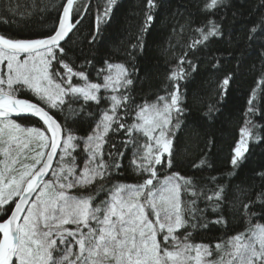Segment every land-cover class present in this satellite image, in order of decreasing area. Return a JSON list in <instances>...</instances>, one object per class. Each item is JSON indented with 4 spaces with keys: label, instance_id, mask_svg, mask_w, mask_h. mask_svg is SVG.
<instances>
[{
    "label": "snow or ice",
    "instance_id": "1",
    "mask_svg": "<svg viewBox=\"0 0 264 264\" xmlns=\"http://www.w3.org/2000/svg\"><path fill=\"white\" fill-rule=\"evenodd\" d=\"M75 2L65 0L58 26L42 37L18 39L0 34V210L14 204L10 215L0 220V264H264V225L215 244L217 259H209L213 256L211 246L192 243L190 232L177 235L180 229L197 226L190 221L196 219L195 206L201 196L213 202L214 211L224 199L222 187L208 194L199 190L191 177L158 171V166L173 167L171 135L179 127L178 120L173 124V113L178 117L184 111L180 86L175 84L173 91L156 103L138 106L130 125L121 122L117 113L127 108L129 100L122 90L133 82L128 68L105 61L96 73L99 80L93 82L84 70L67 62L62 42L67 43L79 22L72 19ZM113 2L108 0L103 16H97V32ZM220 2L206 0L204 7L212 12ZM148 3L151 7L153 0ZM198 32L199 39L191 47L222 35L212 20ZM54 63L60 71L53 68ZM179 63L183 65L185 60L181 58ZM183 76L181 67L170 78ZM229 79L223 80L222 87ZM258 84L264 85V78ZM25 89L35 96V102L24 98ZM102 90L110 93L111 103L87 137L86 157L78 163V138L71 130L65 131L52 110L62 111L70 102L99 104ZM254 99L255 92L248 101L249 113L255 112ZM14 116L42 123L40 127H23ZM113 123L125 130L124 147L136 149L132 163L144 178L137 185H115L106 199L97 202L94 194L80 190L105 180L110 168L121 166L118 161L109 165L104 160V137ZM255 127L249 120L241 128L233 149V166L247 152ZM134 133L143 134L147 142L137 146ZM118 155L122 157L123 152ZM22 156L32 163H23ZM204 165L201 160L193 167ZM184 194L192 199L185 202ZM215 222L225 221L220 217Z\"/></svg>",
    "mask_w": 264,
    "mask_h": 264
},
{
    "label": "trees",
    "instance_id": "2",
    "mask_svg": "<svg viewBox=\"0 0 264 264\" xmlns=\"http://www.w3.org/2000/svg\"><path fill=\"white\" fill-rule=\"evenodd\" d=\"M205 2L153 0L150 7L148 0H114L97 32V16H103L108 0H76L72 19L79 22L62 45L67 62L76 70H84L93 82L99 80L96 73L105 61L128 68L133 82L122 92L129 100L127 108L117 115L129 125L138 106L156 103L179 84L184 111L178 117L173 113V124L179 121L171 135L173 167L158 166V171L162 174L166 169L168 174L179 172L191 177L196 187L208 194L217 186L223 188L224 199L217 210H213V202L201 196L195 206L196 219L190 221L197 226L177 233L190 232L192 243L211 246L213 259L215 244L227 242L255 225H264V85L258 84L264 78V0H221L212 12L205 9ZM64 3L65 0H0V34L18 39L49 34L58 26ZM149 15L151 21L147 20ZM209 20L219 26L222 35L191 47L199 39L198 29ZM181 58L185 60L183 65L179 63ZM181 67L183 79L172 80V73ZM53 68L61 70L55 63ZM226 77H230L229 83L222 87ZM253 92L255 112L249 113L248 101ZM22 95L36 101L27 89ZM100 95L99 104L70 102L62 111L52 110L65 131L71 130L78 138V163L86 157L87 137L111 103L109 92L102 90ZM15 120L25 127H40L42 123L36 118ZM249 120L256 126L254 137L243 158L233 166V149ZM134 137L137 146L147 142L141 133H134ZM104 139L105 162L111 165L118 161L121 166L110 168L105 180L80 190L94 194L97 202L106 199L115 185H137L144 178L132 163L136 149L124 147L125 130L113 123ZM121 151L122 157L118 155ZM201 160L204 166L193 167ZM182 198L185 202L192 199L188 194ZM13 207L9 204L0 210V220L10 215ZM220 217L224 223L215 222Z\"/></svg>",
    "mask_w": 264,
    "mask_h": 264
},
{
    "label": "rangeland",
    "instance_id": "3",
    "mask_svg": "<svg viewBox=\"0 0 264 264\" xmlns=\"http://www.w3.org/2000/svg\"><path fill=\"white\" fill-rule=\"evenodd\" d=\"M120 64H122V63H120ZM54 69H55V68H54ZM75 79H76V78H74L73 83H76V82H77V80H75ZM108 108H109V107H108ZM108 108H107V109H108ZM107 109H106V110H107ZM23 127H25V126H23ZM94 131H95V130H94ZM94 131H93V132H94ZM93 132H92V133H93ZM92 133H91V135H92ZM31 154H32L31 152L27 153V155H28L29 157L31 156ZM2 159H3V157L0 156V160H2ZM21 159H22V162H23V163H32V161H31L30 158H29V159H24L23 156H22ZM164 171H165V172L162 173V175H164V174H168V173H166V169H164ZM124 185H127V184H124ZM259 225H262V224H259ZM70 226H71V225H69L68 227H70ZM217 258H218V254L216 253V255H214L213 259H217ZM209 259H211V257H210Z\"/></svg>",
    "mask_w": 264,
    "mask_h": 264
},
{
    "label": "water",
    "instance_id": "4",
    "mask_svg": "<svg viewBox=\"0 0 264 264\" xmlns=\"http://www.w3.org/2000/svg\"><path fill=\"white\" fill-rule=\"evenodd\" d=\"M61 16H62V13H61ZM61 18V17H60ZM70 35V34H69ZM62 44H63V42H62ZM24 98H26V97H24ZM33 102H35V100H33ZM53 114V113H52ZM54 115V114H53ZM55 116V115H54ZM55 118L60 122V120L55 116ZM13 119H17V117H13ZM61 123V122H60ZM62 125V124H61ZM63 126V125H62ZM55 163V162H54Z\"/></svg>",
    "mask_w": 264,
    "mask_h": 264
}]
</instances>
